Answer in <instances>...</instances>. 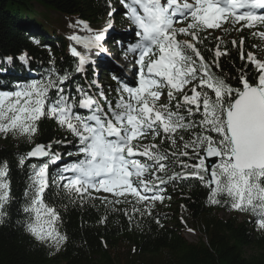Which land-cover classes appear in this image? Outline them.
Segmentation results:
<instances>
[{"label":"snow or ice","instance_id":"obj_1","mask_svg":"<svg viewBox=\"0 0 264 264\" xmlns=\"http://www.w3.org/2000/svg\"><path fill=\"white\" fill-rule=\"evenodd\" d=\"M116 3L107 0L106 27L71 25L83 35L68 37V69L57 67L49 50L50 66L39 78L0 85V137L34 145L19 159L30 169L24 232L50 254L65 245L61 212L48 202L54 190L75 206L99 201L130 223L140 216L159 225L155 209L172 199L169 188L195 181L209 205L248 214L264 233V0ZM117 14L133 36L126 47L117 42L131 68L112 69L105 83L93 72V56L107 53ZM232 31L258 40L255 51L245 50L243 35L226 42ZM229 43L241 61L235 76L222 67ZM18 59L30 62L24 54ZM45 120L64 135L34 144ZM9 172L8 162L0 163V217L12 201Z\"/></svg>","mask_w":264,"mask_h":264},{"label":"trees","instance_id":"obj_2","mask_svg":"<svg viewBox=\"0 0 264 264\" xmlns=\"http://www.w3.org/2000/svg\"><path fill=\"white\" fill-rule=\"evenodd\" d=\"M106 3L107 0H0V85L39 78L50 66L49 50L57 67L68 69V37L78 34L71 25L82 20L93 29L106 27ZM37 10L42 12L38 14ZM48 14H54L56 19L51 20ZM121 23L122 16L115 15L113 24ZM229 35L231 32L223 36L226 42L245 36L246 51H255L251 45L259 43L247 33H238L234 38ZM228 46L232 55L222 58L223 72L235 76L241 61L237 50L230 43ZM114 52L118 54L120 50ZM22 54L29 63L19 61ZM8 56L17 59L5 63ZM107 73L103 71V75ZM63 135L54 122L45 120L34 144H47ZM33 146L23 138L12 137L0 145V163L8 162L12 190V201L0 217V264H264V233L256 229L252 218L226 206L209 205L205 190L195 181L175 191L169 188L172 199L165 201L167 206L159 204L161 207L155 209L159 225L151 217L140 216L130 223L119 212L105 211L99 201L94 202L96 207H80L58 196L55 190L47 193L48 202L61 212V230L68 237L58 253L50 254L47 246L35 242L22 227L25 217L21 208L30 169L19 166V159ZM36 162L33 159L26 164ZM55 168L53 165V173ZM220 213L229 217L223 218ZM237 215L245 220L240 222ZM105 216L106 222L101 223ZM183 219L191 222L192 231L199 236L196 243L184 238L189 226L180 221ZM246 250L253 253L246 256Z\"/></svg>","mask_w":264,"mask_h":264},{"label":"rangeland","instance_id":"obj_3","mask_svg":"<svg viewBox=\"0 0 264 264\" xmlns=\"http://www.w3.org/2000/svg\"><path fill=\"white\" fill-rule=\"evenodd\" d=\"M114 5L115 6H117V8H119L120 7V5L118 4V3H116V0H114ZM42 12V10H37V13L39 14V13H41ZM120 16H123V15H121V14H119ZM48 16H49V18L51 19V20H53V19H56V16L54 15V14H48ZM116 33V32H118V33H121V32H123V33H129L130 32V30H129V23H127V25H123V24H121L118 28H116L115 26H113V30H111L110 31V33ZM78 33L79 34H81V35H83V33H81V32H79V30H78ZM215 33V35L216 34H219L218 32H214ZM238 35V32H235V31H232L231 32V35H229V38H234V37H236ZM73 44V42L72 41H70L69 40V46H71ZM123 45H124V47H126L127 45H125V43H123ZM115 46H117V49H122L121 47H120V45H118V43H115ZM106 47H109V46H107V44L105 45V48ZM113 55H115V53L113 52ZM107 58H108V56H107ZM107 58H105L104 59V61L105 60H107ZM95 59V57H93V60ZM113 62H116V63H119V64H121V69H122V71L123 72H126V70L127 69H129V67L131 66L130 64H128L127 63V61H125L124 59H120V58H117V57H115L114 59H113ZM94 66V65H93ZM118 66V65H117ZM108 67V66H107ZM113 74V72H110L108 75H103V73L99 76V79L100 80H102L103 82H105V83H107V82H109L110 81V76ZM6 140V138H3V137H0V145H2L3 143H4V141ZM157 206H159V204H157ZM161 206H159V207H157V208H160ZM220 216H222L223 218H228L229 217V215L228 214H224V213H220ZM237 219L240 221V222H242L243 220H245V217L244 216H242V215H237ZM248 220V219H247ZM184 222H185V224H187L188 226H189V228L188 229H192V224H191V222L190 221H188V220H186V219H184L183 220ZM194 230H196V228H194ZM184 237H185V239L187 240V241H189V242H192V243H196L197 242V239H198V235L197 234H195L194 232L192 233V232H187V233H185L184 234ZM246 256H250L252 253H253V251L252 250H246Z\"/></svg>","mask_w":264,"mask_h":264},{"label":"bare ground","instance_id":"obj_4","mask_svg":"<svg viewBox=\"0 0 264 264\" xmlns=\"http://www.w3.org/2000/svg\"><path fill=\"white\" fill-rule=\"evenodd\" d=\"M104 61V60H103ZM109 67V66H108ZM121 68V67H120Z\"/></svg>","mask_w":264,"mask_h":264}]
</instances>
